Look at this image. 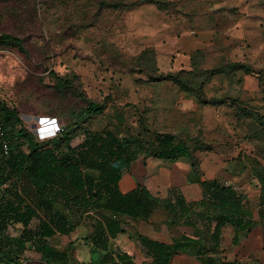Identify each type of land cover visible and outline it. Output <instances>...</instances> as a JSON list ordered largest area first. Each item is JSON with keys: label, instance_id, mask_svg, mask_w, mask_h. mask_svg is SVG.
<instances>
[{"label": "rangeland", "instance_id": "1", "mask_svg": "<svg viewBox=\"0 0 264 264\" xmlns=\"http://www.w3.org/2000/svg\"><path fill=\"white\" fill-rule=\"evenodd\" d=\"M119 1L140 0H0V34L23 39L22 47L0 44V102L16 108L27 132L39 141L52 137L38 133L49 123L70 129L73 145L88 130L145 132L141 123L150 131L189 137L196 148L193 158L140 160L123 186L141 184L161 197L183 192L187 200L198 201L200 182L216 178L235 187L259 220L261 189L252 168H264V0H148L114 7ZM149 6L157 7V13L143 11ZM212 16L220 48L207 47L194 59L198 68L217 66L223 72L212 76L194 69L181 75L184 85L179 86L163 79L156 71L157 66L163 72L157 54L164 48L156 17L163 18L166 34L172 27L191 34L214 26ZM236 63L248 69L233 67ZM55 75L72 80L75 88L59 92ZM186 83L200 90L208 104L190 97ZM82 96L104 103V113L85 115ZM167 219L162 209L149 220L124 217L117 241L135 264L151 262L138 234L166 242L182 235L199 237L191 227L170 225ZM93 228L91 220H80L69 236L57 235L54 242L65 248ZM234 235L231 226L224 227L219 248L224 260L264 264V223L241 234L237 244ZM196 247L188 245L170 264H200ZM26 257L23 264H46L35 251L28 250Z\"/></svg>", "mask_w": 264, "mask_h": 264}, {"label": "trees", "instance_id": "2", "mask_svg": "<svg viewBox=\"0 0 264 264\" xmlns=\"http://www.w3.org/2000/svg\"><path fill=\"white\" fill-rule=\"evenodd\" d=\"M141 2L149 1L131 4L119 1L113 6H134ZM7 42L22 47L23 39L1 33L0 44ZM197 64L193 55L189 69L161 72L156 66V71L178 86L184 80L181 75L188 72L191 75L194 69L210 71L212 76L223 72L217 66L201 69ZM234 66L248 69L240 63ZM55 78L59 92L75 88L72 80L58 75ZM188 84L184 91L200 104H208L209 101L201 99V91ZM82 97L85 115L104 113V103ZM0 121L10 143V151L4 155L0 140V264H23L28 260V250L39 253L46 264H135L133 256L117 241L124 232L123 219L149 220L158 209L166 211L170 225L189 226L199 237L182 235L166 242L138 234L137 242L150 258V264H170L188 245L197 246L200 264H244L220 256L224 227L233 228V243L237 244L241 234L250 233L259 223H264V168L260 165L252 168L261 189L259 220L235 187L216 178L200 182L198 201L187 200L183 192L161 197L141 184L130 191L120 188L123 176L141 157L193 158L196 148L189 137L173 131H150L146 123H141L145 132L140 130L138 134H119L110 128L85 131L77 145L71 143L75 134L62 126L50 139L39 141L27 132L18 110L4 102H0ZM70 213L80 220H91L94 228L91 234L62 248L54 238L69 236L80 223V220L74 222ZM74 252L84 260H79Z\"/></svg>", "mask_w": 264, "mask_h": 264}, {"label": "crops", "instance_id": "3", "mask_svg": "<svg viewBox=\"0 0 264 264\" xmlns=\"http://www.w3.org/2000/svg\"><path fill=\"white\" fill-rule=\"evenodd\" d=\"M150 10L151 12H154V10L158 11L157 7H151L149 6L144 7L143 11ZM217 14V13H215ZM213 18V16H212ZM214 19V18H213ZM215 20V19H214ZM216 23L215 25L210 26L207 28L205 32L195 31L191 34H180L179 31H175V27H172L171 30L166 34V28H165V22L162 18V20H159L158 17H156V26L158 27L156 33L160 34L161 36V42L162 46L164 48L162 49V52L158 53V63L163 72H169V71H175L178 68H189L191 66L192 57L197 54V52H201L207 47H215V49L220 48L219 44L214 41L216 36ZM198 33V34H197ZM153 37V35H151ZM158 43V42H157ZM159 44V43H158ZM193 53V54H192ZM164 64L167 65L164 67ZM163 65V66H162ZM198 104V103H197ZM184 158V157H181ZM154 160H161L162 158H156L152 157ZM145 162L146 160L141 157L138 159V161ZM166 160V159H163ZM181 160V159H179ZM137 161V162H138ZM135 164L133 165L132 169L134 168ZM131 171L127 172L123 179L120 182V188L124 191H130L131 189L135 188L136 186H131L129 188H125L123 186L124 179H127V176H130ZM128 180V179H127Z\"/></svg>", "mask_w": 264, "mask_h": 264}, {"label": "built area", "instance_id": "4", "mask_svg": "<svg viewBox=\"0 0 264 264\" xmlns=\"http://www.w3.org/2000/svg\"><path fill=\"white\" fill-rule=\"evenodd\" d=\"M48 127L50 128V130H49L50 132L45 134L44 137L54 136L63 129L60 126L49 123V124H46L45 126H43L42 128H40L38 133L43 134V133H41L42 130L45 128H48ZM0 140H1L2 152L4 155H6L10 151V143H9V140L7 139V136H6L5 127L3 126L1 121H0Z\"/></svg>", "mask_w": 264, "mask_h": 264}, {"label": "bare ground", "instance_id": "5", "mask_svg": "<svg viewBox=\"0 0 264 264\" xmlns=\"http://www.w3.org/2000/svg\"><path fill=\"white\" fill-rule=\"evenodd\" d=\"M50 128L48 127V128H45V129H43L42 130V132L41 133H43V135H45V134H47V133H49L50 131Z\"/></svg>", "mask_w": 264, "mask_h": 264}]
</instances>
